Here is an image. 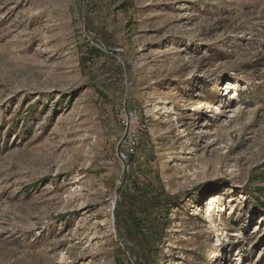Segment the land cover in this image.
<instances>
[{
    "label": "rangeland",
    "instance_id": "rangeland-1",
    "mask_svg": "<svg viewBox=\"0 0 264 264\" xmlns=\"http://www.w3.org/2000/svg\"><path fill=\"white\" fill-rule=\"evenodd\" d=\"M235 258L264 264V0H0V264Z\"/></svg>",
    "mask_w": 264,
    "mask_h": 264
},
{
    "label": "built area",
    "instance_id": "built-area-1",
    "mask_svg": "<svg viewBox=\"0 0 264 264\" xmlns=\"http://www.w3.org/2000/svg\"><path fill=\"white\" fill-rule=\"evenodd\" d=\"M134 112L137 113V110L130 109L129 115L127 114L126 115L130 117L131 115H134L133 114ZM127 127L129 128V131L122 145V155L126 159L128 158V154H134L136 152L141 138L140 132H137L136 130H132V128H130V126L128 125Z\"/></svg>",
    "mask_w": 264,
    "mask_h": 264
},
{
    "label": "water",
    "instance_id": "water-1",
    "mask_svg": "<svg viewBox=\"0 0 264 264\" xmlns=\"http://www.w3.org/2000/svg\"><path fill=\"white\" fill-rule=\"evenodd\" d=\"M90 33H91V32H90ZM98 39L100 40V38H98ZM101 42H102V41H101ZM103 44H104V43H103ZM104 45H105V44H104ZM105 48H106L107 51H111V52H119V53L122 52V51L119 50V49H112V48L108 47L107 45H105ZM125 112H126L127 115H129V113H130V109H129L128 106L125 108ZM128 131H129V128L127 127L126 130H125V133L123 134L121 140L119 141L118 147H117V154H118V157H119V158L123 161V163H124V171H125V177H124V179L122 180V182H121V184H120V186H119V188H118V190H117V198H118V194H119L120 189H121V188L124 186V184L126 183V178H127V174H128V166H129V164H128V160H127L126 158H124L123 155H122V145H123V142H124V140H125V138H126V135H127ZM115 227H116V224H115ZM124 242L127 243V244H130L129 241H125V240H124Z\"/></svg>",
    "mask_w": 264,
    "mask_h": 264
},
{
    "label": "bare ground",
    "instance_id": "bare-ground-1",
    "mask_svg": "<svg viewBox=\"0 0 264 264\" xmlns=\"http://www.w3.org/2000/svg\"><path fill=\"white\" fill-rule=\"evenodd\" d=\"M217 109L219 110V108H217ZM215 200H217V196L216 195L212 197V199L210 200V202L208 203V206L206 208L207 211H205L206 217L209 218V219L212 218V207H213V204H214L213 202ZM238 257H239V255H237L236 258H238ZM236 258L234 259V261L232 262V264H237V262H235L236 261Z\"/></svg>",
    "mask_w": 264,
    "mask_h": 264
},
{
    "label": "trees",
    "instance_id": "trees-1",
    "mask_svg": "<svg viewBox=\"0 0 264 264\" xmlns=\"http://www.w3.org/2000/svg\"><path fill=\"white\" fill-rule=\"evenodd\" d=\"M92 49V48H91ZM135 155L134 154H128V162H130V160L134 157Z\"/></svg>",
    "mask_w": 264,
    "mask_h": 264
}]
</instances>
